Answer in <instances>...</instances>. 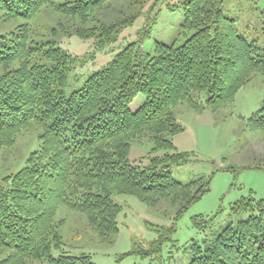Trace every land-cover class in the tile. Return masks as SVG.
<instances>
[{"label": "trees", "instance_id": "obj_1", "mask_svg": "<svg viewBox=\"0 0 264 264\" xmlns=\"http://www.w3.org/2000/svg\"><path fill=\"white\" fill-rule=\"evenodd\" d=\"M146 1L0 0V149L23 130H42L40 149L0 181V264H96L89 254L62 250L60 206L86 215L98 237L112 243L123 210L113 196L134 195L152 208L168 202L181 216L210 191V178L182 183L172 176L171 167L190 161L173 140L184 130L173 109L187 103L198 112H217L254 74H264V48L239 33L223 0H183L182 28L191 33L183 44L156 42L146 54V27L70 96L65 88L79 57L57 41L35 37L34 20L48 12L57 23L51 35L97 39V50H104ZM203 92L209 94L205 102L196 98ZM248 126L264 130V105ZM143 137L154 151H164L145 166L129 160L132 142ZM231 211L247 217L195 241L188 264H264V198H242ZM162 230L144 255L160 253L176 227Z\"/></svg>", "mask_w": 264, "mask_h": 264}, {"label": "rangeland", "instance_id": "obj_2", "mask_svg": "<svg viewBox=\"0 0 264 264\" xmlns=\"http://www.w3.org/2000/svg\"><path fill=\"white\" fill-rule=\"evenodd\" d=\"M154 6V10H150ZM135 10H141V15L104 50H97V39L82 41L76 37L51 35L50 28L54 26L53 20L56 21L48 12H42L34 20L35 37L57 41L80 59L69 74L65 88L67 96L80 89L92 74L106 67L129 44L137 42L138 32L146 27L150 30V38L141 44L146 54L154 51L156 42L181 45L191 34L185 35L182 28L183 0H147ZM222 10L236 20L241 35L258 41L264 48V0H223ZM106 14L108 16L110 11ZM208 97L206 92L196 96L202 102ZM263 105L262 73L254 74L251 82L239 90L235 101L217 112L209 109L198 112L187 103L177 104L173 111L184 130L173 140L177 151L188 153L190 161L171 167L172 176L182 183L200 176L210 178V191L181 216H177L176 208L168 202L152 208L134 195L113 196L123 210L118 217L120 231L112 243L98 237L88 225L86 215L60 206L56 220L64 221L58 228L63 240L62 250L89 254L96 264H188L190 246L195 241L214 237L229 224L247 217L232 213L235 202L250 196L264 198V130L252 131L248 126V118ZM41 131L38 127L23 130L15 143L0 149V181L23 168L30 154L40 149ZM153 149L148 137L132 142L130 162L145 166L150 157L164 153ZM196 217L208 222L206 226L198 224L199 221L194 220ZM172 225L176 231L163 250L152 256L144 255L159 237V231ZM53 255L57 257L59 251L55 250ZM31 264L47 263L37 260Z\"/></svg>", "mask_w": 264, "mask_h": 264}]
</instances>
